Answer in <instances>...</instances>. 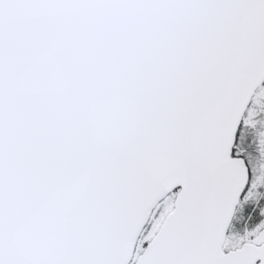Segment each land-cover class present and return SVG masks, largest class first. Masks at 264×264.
I'll list each match as a JSON object with an SVG mask.
<instances>
[{"label":"snow or ice","instance_id":"obj_1","mask_svg":"<svg viewBox=\"0 0 264 264\" xmlns=\"http://www.w3.org/2000/svg\"><path fill=\"white\" fill-rule=\"evenodd\" d=\"M0 264H264V0H0Z\"/></svg>","mask_w":264,"mask_h":264}]
</instances>
